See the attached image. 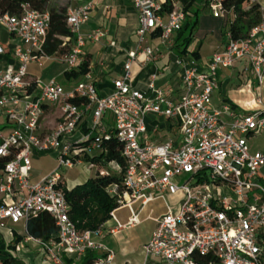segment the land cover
<instances>
[{"label": "built area", "instance_id": "built-area-1", "mask_svg": "<svg viewBox=\"0 0 264 264\" xmlns=\"http://www.w3.org/2000/svg\"><path fill=\"white\" fill-rule=\"evenodd\" d=\"M131 2L139 15L136 48L128 51L124 74L113 80L106 93H100L93 82L81 81L66 90L57 78L31 77V63L43 68L54 58L44 46L50 13L30 3H24L19 14L0 12V29L17 39L11 52L20 62L18 68L0 66V114L12 123L8 136L0 132V156L12 155L0 175V225L48 212L58 227V239L52 244L78 259L109 250L95 238L103 227L81 232L71 219L61 189L66 181L59 169L82 163V155L100 153L103 143L114 138L122 144L126 170L123 191L115 185L109 192L118 195L119 208L127 207L130 217L122 223L118 208L112 210L116 226L111 233L140 222L135 203L143 207L179 195L156 219L157 226L144 245V264H264V148L253 151L249 143V137L264 130V0H248L246 7L257 5L261 20L245 37L235 38L229 30L225 46L206 62L195 58L188 47L176 55L171 79L157 85L159 73H155L146 91L132 83L133 64L153 61L157 52L161 54L160 45L174 47L187 13L182 4H174L164 15L162 1ZM208 2L214 17L227 16L223 0ZM91 14L90 3L67 13L74 41L64 58L69 71L86 60L88 42L106 36L100 27L82 31ZM4 52L0 44V55ZM238 61H245V71L257 79L256 84L251 79L245 84L248 92L257 94L253 111L235 103L220 107L213 102L220 71ZM53 106L58 107L56 124L44 132L42 121ZM85 121L88 132L83 130ZM44 152L57 154L58 167L34 181L33 157ZM53 258L60 261L57 254ZM113 259L109 250L95 264H112Z\"/></svg>", "mask_w": 264, "mask_h": 264}, {"label": "crops", "instance_id": "crops-1", "mask_svg": "<svg viewBox=\"0 0 264 264\" xmlns=\"http://www.w3.org/2000/svg\"><path fill=\"white\" fill-rule=\"evenodd\" d=\"M159 1L165 3L167 0ZM172 1L177 5L181 4L180 0ZM86 3L92 5V14L89 21L82 26V31L87 33L100 27L106 32V36L100 42H88L84 47L85 57L90 62L89 76L82 75L77 78H68L66 76V72L69 71L68 65L64 61L67 52L65 54H53L54 58L46 62L43 70L35 68L34 66L38 65L31 63L29 65V67L31 66V71L29 72L31 77L43 81L57 78L58 81L64 85L66 90L72 89L81 81L93 82L100 93H106L111 90L113 80L124 74V62L127 59V53L136 48L137 37L135 33L139 25L138 11L132 4L131 0H55L51 7L57 9L66 8L67 11H69L74 7ZM210 10L208 0H195L192 8L187 11L186 21L191 23V21L197 20V25L194 29L195 36H197L199 32L200 35L203 33L212 34L217 40L215 46L212 47L211 52H209L204 58L201 56L200 48H196L200 52L201 62H206L215 51L221 50L227 43L229 26L226 24V20L224 18L214 17ZM205 11H208V13L205 14ZM190 33L191 27L177 43H181V41ZM113 42H115V44H113ZM194 42H196V39H194ZM198 42L199 40L197 39V43ZM16 43L17 39L15 37L10 35L6 30L0 29V44L5 47V52L0 55V66L2 68L10 66L18 68L20 66V62L11 52V47ZM73 44L74 41L68 46V51H70ZM175 45L172 48L160 45L161 54H158L157 52L156 58H154L153 61L145 63L137 61L133 64L132 83L136 89L146 91L155 73H159V78L156 81L157 85H164L169 79H171L173 73L176 71L175 59L176 55L179 53L177 48H175ZM188 47L191 48L190 45ZM38 70L40 72H38ZM221 75L222 73L220 72V88L215 93L220 92L221 97L226 98L229 97V95L224 90L229 79L222 80ZM247 88L246 85H241L238 87L237 92L246 93L248 92ZM39 90L40 87H36V91ZM254 92L255 91L253 90V93H248L254 98ZM253 98L248 101H244L241 98L237 100L236 98L234 103L247 111H253L255 107ZM57 108L58 107L54 106L47 108V114L42 121L44 132L55 126L58 112ZM0 124H3L2 127H0V130L3 127H9L12 129V123L8 120L6 114H0ZM40 155V153H36L34 157ZM0 175H2V169L0 170ZM47 175L48 174L42 175L39 178H35L33 175L31 177L32 180L38 181ZM83 182L84 180H80L72 186H67L72 188ZM169 196L174 198L169 200ZM178 198L179 195H168L165 200L157 199L153 202L162 201L167 211V204L175 203ZM10 200V198L7 199V201ZM152 203L143 207L141 203H135L139 205L138 209H135L139 213V223L128 228L119 229L115 233H111L110 229L116 226V222L110 218L103 226L104 231L99 235H95L97 240L101 241L109 250L113 251L114 259L112 264H144L147 261L144 252V245L150 240L151 235L157 226L156 219L166 212L164 211L160 216H152L148 214L142 217L141 215L145 208ZM118 210H120V208L116 210V215ZM151 211H153V209H151ZM129 217L130 211L126 218H120L118 216L122 223H127ZM19 226L23 228L22 231L17 229ZM51 240L54 239L44 241L29 236L26 220H22L18 223L8 221L4 225H0V262L4 261L8 253L13 257L10 260V264H24L25 260L37 261V264H77L84 257L78 259L66 249L61 248L56 244H52ZM109 250H97L94 252L96 256L102 257L106 256L109 253ZM53 253L59 256V262L54 260Z\"/></svg>", "mask_w": 264, "mask_h": 264}, {"label": "trees", "instance_id": "trees-1", "mask_svg": "<svg viewBox=\"0 0 264 264\" xmlns=\"http://www.w3.org/2000/svg\"><path fill=\"white\" fill-rule=\"evenodd\" d=\"M50 0H0V12L19 14L24 3H30L36 9L49 11L51 22L45 40V51L50 54L67 53L68 46L71 45L73 34L66 23V8H50ZM185 12L192 8L195 0H180ZM228 14L224 18L229 30L232 31L235 38L245 37L250 29L261 20L260 9L257 5L246 7L248 0H223ZM172 0H167L163 6V13L166 15L174 7ZM196 21H186L179 31L175 48L179 53H185L188 46L195 38L194 29ZM191 27V33L185 37L181 43H177ZM195 58L200 59L198 49L192 51ZM90 62L86 58L79 69L66 72L68 78L87 75ZM80 103L82 99H73ZM84 132H88V121L83 124ZM84 161L91 162L98 166L95 176L88 178L81 184L69 188L64 182L61 184L65 197L70 205V217L76 224L79 231H96L104 226L111 218V211L120 207L118 195L109 192L112 186H118L120 192L124 189V173L126 170V159L122 153V144L116 139L106 140L103 143V151L92 156L82 155ZM12 155L0 156V170L11 160ZM111 163L119 166L113 168ZM104 171V172H103ZM103 172V173H102ZM27 232L29 236L44 241L58 239V227L54 217L48 212H40L37 215H31L27 220ZM11 254H7L3 264H10ZM99 257L95 252L85 255L77 264H95Z\"/></svg>", "mask_w": 264, "mask_h": 264}, {"label": "rangeland", "instance_id": "rangeland-1", "mask_svg": "<svg viewBox=\"0 0 264 264\" xmlns=\"http://www.w3.org/2000/svg\"><path fill=\"white\" fill-rule=\"evenodd\" d=\"M55 0H50L48 3V9L51 8V6L54 4ZM211 9V8H210ZM211 14L213 13L212 9L210 10ZM205 14L208 13V11L204 12ZM200 31V30H199ZM196 42L194 40L190 44L192 49L200 48L201 56L204 58L207 56L209 52H211V49L216 44V37L212 34H201L200 32L195 36ZM197 39L199 42L197 43ZM35 68H39L40 70H43V68L34 66ZM246 62L245 61H238L234 67L231 68H223L220 72L222 73L221 79L226 80L229 79V82L227 83V86L225 87V92L228 93L229 97L222 98L220 92L214 93L213 95V102L215 105L222 107V104H232L235 102L236 98L239 100L241 98L244 101H248L253 98V96L250 95V93H239L237 92V89L241 85H245L246 82L251 79L255 84L257 83V79L248 71H245ZM31 71V66L29 67L28 72ZM38 72H40L38 70ZM220 78V76H219ZM62 79V78H61ZM64 80V79H63ZM255 91V90H254ZM255 96L256 91L254 92ZM263 97H264V89H263ZM3 124H0V127H2ZM0 132L4 136H8L11 132V128L9 127H3L1 128ZM249 142L251 144V149L253 151L259 150L264 148V130L258 131L255 135H252L249 137ZM58 163H57V154L55 152H44L38 157H33V170L31 174L35 178H39L42 175L49 174L55 169H57ZM98 166L96 164H91L90 162L83 161L82 163H77L72 168H66L62 167L59 169V171L63 174L67 185L72 186L76 182L80 180L86 181L88 178L93 177L97 173ZM174 197L169 196L168 199H173ZM138 204L134 205V208L138 209ZM153 209V211H151ZM164 211H166V207L164 206L162 201H156L153 202L151 205L147 206L142 213V217L150 214L152 216H160ZM117 215L121 217H127L129 215L128 208H120V210L117 211ZM146 225V224H145ZM18 230L22 231V227H18ZM156 261L158 259H155ZM155 261V262H156ZM24 264H37V261H28L25 260Z\"/></svg>", "mask_w": 264, "mask_h": 264}]
</instances>
